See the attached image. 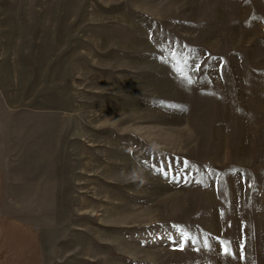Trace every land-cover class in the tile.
<instances>
[{
	"label": "rangeland",
	"instance_id": "374dc122",
	"mask_svg": "<svg viewBox=\"0 0 264 264\" xmlns=\"http://www.w3.org/2000/svg\"><path fill=\"white\" fill-rule=\"evenodd\" d=\"M0 163L41 264H264V0H0Z\"/></svg>",
	"mask_w": 264,
	"mask_h": 264
},
{
	"label": "crops",
	"instance_id": "0c3cea01",
	"mask_svg": "<svg viewBox=\"0 0 264 264\" xmlns=\"http://www.w3.org/2000/svg\"><path fill=\"white\" fill-rule=\"evenodd\" d=\"M6 179L0 163V264H41L38 232L18 218L4 214Z\"/></svg>",
	"mask_w": 264,
	"mask_h": 264
},
{
	"label": "snow or ice",
	"instance_id": "6c2138e0",
	"mask_svg": "<svg viewBox=\"0 0 264 264\" xmlns=\"http://www.w3.org/2000/svg\"><path fill=\"white\" fill-rule=\"evenodd\" d=\"M225 251H227V249H225Z\"/></svg>",
	"mask_w": 264,
	"mask_h": 264
}]
</instances>
